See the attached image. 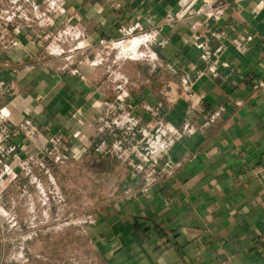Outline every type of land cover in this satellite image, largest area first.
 <instances>
[{"label":"crops","instance_id":"0c3cea01","mask_svg":"<svg viewBox=\"0 0 264 264\" xmlns=\"http://www.w3.org/2000/svg\"><path fill=\"white\" fill-rule=\"evenodd\" d=\"M177 2L0 0V200L69 155L88 264H264V0Z\"/></svg>","mask_w":264,"mask_h":264},{"label":"rangeland","instance_id":"374dc122","mask_svg":"<svg viewBox=\"0 0 264 264\" xmlns=\"http://www.w3.org/2000/svg\"><path fill=\"white\" fill-rule=\"evenodd\" d=\"M126 45L119 44L117 50H125ZM64 157L43 151L35 160L38 169L25 171L21 177V182L32 179V183H17L12 191L4 193L8 198L0 200V227L4 242L13 247L11 253L5 250L0 264H20L18 255L25 242L29 251L22 255V264H88L91 247L82 231L88 226L95 203L73 199L89 192V187L77 190L73 168L66 171L70 175L59 187L57 179L62 169L58 165L64 161L71 164L70 156Z\"/></svg>","mask_w":264,"mask_h":264},{"label":"built area","instance_id":"2783aa9c","mask_svg":"<svg viewBox=\"0 0 264 264\" xmlns=\"http://www.w3.org/2000/svg\"><path fill=\"white\" fill-rule=\"evenodd\" d=\"M229 0H178L177 2V12L175 15L168 20V22H178L186 18H195V17H204L206 19L214 18L216 19L220 16L228 7ZM13 12H16L13 10ZM14 13L6 16V19L12 18ZM17 16V15H16ZM139 36L144 34L143 31L136 32ZM144 35H148L149 37H154V32L145 33ZM1 117V116H0ZM159 135L166 136L163 133V130L158 129ZM168 139H171L168 137ZM3 150L0 147V152Z\"/></svg>","mask_w":264,"mask_h":264},{"label":"bare ground","instance_id":"6f19581e","mask_svg":"<svg viewBox=\"0 0 264 264\" xmlns=\"http://www.w3.org/2000/svg\"><path fill=\"white\" fill-rule=\"evenodd\" d=\"M136 41V40H135ZM135 41H133L132 43L135 45V43H137V42H135ZM132 43L130 44V45H132ZM130 45H129V47H130ZM126 49V48H125ZM127 49H129L128 47H127Z\"/></svg>","mask_w":264,"mask_h":264}]
</instances>
